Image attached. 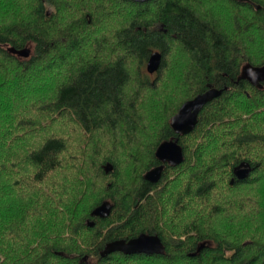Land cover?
I'll return each instance as SVG.
<instances>
[{"label":"trees","instance_id":"16d2710c","mask_svg":"<svg viewBox=\"0 0 264 264\" xmlns=\"http://www.w3.org/2000/svg\"><path fill=\"white\" fill-rule=\"evenodd\" d=\"M247 64L264 65V0H0V102L16 77L66 71L0 112V264H264V87ZM213 87L228 89L177 135L172 117ZM178 136L184 162L146 180ZM142 232L166 253L101 255Z\"/></svg>","mask_w":264,"mask_h":264},{"label":"water","instance_id":"95a60500","mask_svg":"<svg viewBox=\"0 0 264 264\" xmlns=\"http://www.w3.org/2000/svg\"><path fill=\"white\" fill-rule=\"evenodd\" d=\"M135 2H148L150 0H132ZM249 1V0H241ZM260 5L257 6L259 8ZM9 51L19 57L28 58L31 55L32 49L26 46L22 49H16L14 47L9 48ZM163 55L160 51H154L148 61L147 71L150 74H154L159 71L162 64ZM240 79L248 80L252 85L263 88L264 87V65L256 66L252 64H247L243 67ZM227 87L224 88H209L207 91L200 93L195 98L186 101L179 109L178 113L174 115L171 119V126L177 135H187L195 130L199 122V114L204 109V107L214 99L220 97ZM176 137L162 142L157 150L156 156L159 161L162 162L161 165L151 168L148 170L144 178L152 183H157L162 178L166 165L178 166L185 160V155L183 147L180 144V138ZM106 173H110L114 170V165L110 162L104 165ZM235 176L239 179H244L250 175L252 172V167L248 162H242L239 166L235 168ZM234 182V178L231 181ZM113 209V204L111 201H104L102 204L97 206L91 213L92 217L107 218L110 216ZM89 225L93 227L95 221H89ZM204 247L202 244L197 252L192 253L193 256L197 255ZM165 251V246L161 239L157 235H150L146 233H141L135 238L129 240L118 239L108 242L101 255L103 257L112 254L114 252H122L127 255L131 254H163Z\"/></svg>","mask_w":264,"mask_h":264},{"label":"rangeland","instance_id":"374dc122","mask_svg":"<svg viewBox=\"0 0 264 264\" xmlns=\"http://www.w3.org/2000/svg\"><path fill=\"white\" fill-rule=\"evenodd\" d=\"M216 14H218L219 17H226L224 13L222 12H215ZM108 16H106V14L104 13L102 15V19H107ZM105 23L102 22L101 25H98L96 27H94L95 32L96 31H100V29L102 28V26ZM30 48L33 50V48L30 46ZM85 53L88 54V49L85 50ZM38 69L43 68V66H38L36 67ZM174 66H171L170 69H173ZM57 70V68L55 69ZM58 71V70H57ZM60 71V70H59ZM171 72V70H170ZM170 72L167 73V82L168 81V75H170ZM183 75V74H182ZM45 76V75H44ZM43 75H40V79H37L36 77L33 78V80L30 82L32 84V86H28V82L27 80H25V85L22 83H19V78L16 77L13 80H11V84L13 85V88L11 89V91H13V93H7L5 94L4 97H2V101L0 102V112H2V110L6 109L8 106V99L11 100V98H13L14 100H20L21 98H31V96L37 92V90H46V89H52L54 87L55 82L59 81L60 79L64 80L66 77V71L62 70L59 72V74H56L54 77H45L43 80L42 78L44 77ZM175 77L176 78H181L179 72H175ZM21 81V80H20ZM30 81V80H29ZM36 81V82H35ZM9 83V81H8ZM15 86V87H14ZM187 95L186 93H184L183 91L179 94V97H183ZM111 163V162H110ZM259 197H263L262 194L258 193ZM178 233V229L177 232Z\"/></svg>","mask_w":264,"mask_h":264},{"label":"flooded vegetation","instance_id":"af4514ba","mask_svg":"<svg viewBox=\"0 0 264 264\" xmlns=\"http://www.w3.org/2000/svg\"><path fill=\"white\" fill-rule=\"evenodd\" d=\"M161 164H162V162H161L159 165H161ZM167 165H168V164H167ZM142 233H146V232H142ZM140 234H141V233H140ZM140 234H139V235H140ZM146 234L157 235V236H159V235L156 234V233H146ZM139 235H138V236H139ZM136 237H137V236H136ZM159 237H160V236H159ZM133 238H135V237H133ZM118 239H125V238L122 237V238H117V239H114V240H118ZM130 239H131V238H130ZM160 239H161L162 243L164 244L162 237H160ZM114 240H111V241H114ZM126 240H129V239H126ZM111 241H108V242H111ZM108 242H107V243H108ZM107 243H106V244H107ZM164 246H165V251H164L163 254L166 253V245L164 244ZM163 254H158V255H163Z\"/></svg>","mask_w":264,"mask_h":264}]
</instances>
